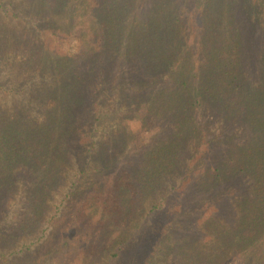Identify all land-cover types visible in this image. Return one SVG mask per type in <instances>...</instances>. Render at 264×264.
Here are the masks:
<instances>
[{
  "label": "trees",
  "instance_id": "trees-1",
  "mask_svg": "<svg viewBox=\"0 0 264 264\" xmlns=\"http://www.w3.org/2000/svg\"><path fill=\"white\" fill-rule=\"evenodd\" d=\"M194 1L196 22L202 30L199 48L182 36L175 10L168 1H157L144 16L137 14L144 7H138L139 0H27L33 16L45 17L41 26L54 22L80 26L81 56L62 53L25 34L24 62L29 68L46 73L41 98L52 100L53 104L40 120L29 118L25 112L9 115L0 107V188L9 189L8 181L13 173L19 167L31 165L29 200L35 212L41 210L48 192L60 182L67 156L73 152L77 159L85 160V153L97 147L89 131L96 122L92 119L93 100L88 95L92 83L101 77V81L111 85L108 70L121 60L141 62L150 74L166 70L173 82L152 89L147 97L129 96L137 114L134 117L141 126H147L150 118L167 117L173 126L170 134L160 140L159 150L146 157L148 163L135 168L133 183L140 184L139 195L143 196L146 183L151 185V177L158 180L163 172L177 165L179 150L190 139L196 142L201 136L202 130L193 114L199 103H208L226 122L242 123L249 133L246 144L236 142L235 149H229L228 163L207 167L202 178L203 184L214 187L228 177L242 180L247 177L252 181L250 188L233 197L232 215L231 210L224 211L219 205L214 215L199 218V234L210 235L209 250L192 248L197 241L179 235L174 253H179L185 264L191 259H194L192 264H200L202 259L216 264L226 255H235L245 264H263L264 45L252 47L255 45L251 41L248 49L244 32L251 30V37L257 31L263 35L264 0ZM10 32L0 21V48L6 49L17 42L14 35L9 38ZM86 133L88 137L82 140ZM85 145L88 147L83 149ZM225 153L219 155L217 162ZM86 168L87 162L70 188L69 200L82 190L91 195L96 190L112 189L104 185L95 189L87 178L94 173ZM119 191L120 205L130 209L131 203L135 204L131 189L121 184ZM162 211L159 208L155 214L154 224L160 223ZM121 252L124 249L120 247L115 255L118 257ZM141 254L143 250L138 251ZM121 256L124 259L125 254Z\"/></svg>",
  "mask_w": 264,
  "mask_h": 264
},
{
  "label": "rangeland",
  "instance_id": "rangeland-1",
  "mask_svg": "<svg viewBox=\"0 0 264 264\" xmlns=\"http://www.w3.org/2000/svg\"><path fill=\"white\" fill-rule=\"evenodd\" d=\"M157 1H168L175 10L182 36L192 45H201L196 2L139 0L138 7H144L137 14L145 16ZM27 3V0H0V21L10 28L9 38L11 35L18 38L15 45L0 48V107L9 115L25 112L29 118L40 120L53 101H42L46 73L25 64L23 38L29 34L47 47L78 56L82 33L77 23L66 26L54 22L41 26L45 17L33 16ZM251 35V30L244 32L245 46L251 48L252 41L255 45L252 47H263L264 30L263 35L259 31ZM110 77L111 85L100 77L92 83V91L91 88L88 91L95 107L92 119H96L89 131L97 147L84 151L85 160L77 159L73 152L67 156L60 182L48 192L42 209L35 212L29 200L32 173L28 167L31 165L19 167L13 173L8 181L9 189L0 188V264H185L179 253H174L177 237H192L197 241L192 248L209 250L210 235L199 234V218L214 215L219 205L224 211L231 210L232 215L233 197L242 189L250 188L252 181L247 177H242L244 180L228 177L214 187L203 184L205 169L228 163L229 149H235L236 142L246 144L249 133L242 123L226 122L208 103H199L193 114L202 130L201 136L196 142L190 139L179 150L174 168L167 169L158 180L149 179L151 185L146 183L142 192L145 197L139 195L141 186L133 183L135 168L148 163L146 157L159 150L160 140L170 134L173 125L167 117H154L147 126H141L134 117L137 114L129 96L147 97L152 89L171 85L172 77L166 70L150 74L141 62L122 60L109 68L107 78ZM87 137V133L83 134L82 140ZM101 142L104 143L99 146ZM224 153L223 159L217 162ZM86 162V170L94 173L87 177L88 183L95 189L103 185L112 189L103 188L91 195L82 190L69 200L70 188ZM102 165L106 166L102 168ZM121 184L128 186L135 196V204L131 203L128 210L119 203ZM159 208L163 209L160 223L154 224ZM120 247L124 252L117 257L115 253ZM140 250L143 254L138 255ZM122 253L124 259L120 257ZM192 260L186 264H192ZM199 261L211 264L204 259ZM216 264L245 263L235 255H226Z\"/></svg>",
  "mask_w": 264,
  "mask_h": 264
}]
</instances>
